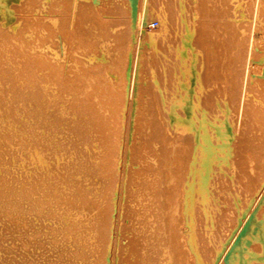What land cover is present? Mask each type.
Wrapping results in <instances>:
<instances>
[{"label":"rangeland","instance_id":"1","mask_svg":"<svg viewBox=\"0 0 264 264\" xmlns=\"http://www.w3.org/2000/svg\"><path fill=\"white\" fill-rule=\"evenodd\" d=\"M128 1L9 0L8 17L0 5V70L23 85L31 69L57 108L86 101L106 122L89 154L110 159L101 170L108 240L99 258L82 249L99 264H126L138 234L148 264H264V0H141L135 19ZM182 147L180 169L172 157ZM20 167L3 156L0 215L15 204L27 217L42 203L21 200ZM41 214L24 223L44 241L35 258L56 237L35 225ZM172 218L186 257L164 251Z\"/></svg>","mask_w":264,"mask_h":264},{"label":"bare ground","instance_id":"2","mask_svg":"<svg viewBox=\"0 0 264 264\" xmlns=\"http://www.w3.org/2000/svg\"><path fill=\"white\" fill-rule=\"evenodd\" d=\"M8 2L0 0V5H5L7 17L10 16ZM141 5L144 11L146 3L128 1L127 14L131 19L140 16ZM200 30L202 32L203 28ZM8 71L0 70V144L1 141L8 143L3 142L5 147H0V164L3 156L19 159L20 169L27 175L21 189V200L30 203L33 197L36 201L39 197L42 203L37 204L31 210L33 214L27 217L19 213L15 204L10 206L11 210L0 215V248L2 241L8 242L7 255L0 264H99L96 258L90 260V253L88 257L84 249H89L94 257L99 258L97 253L104 251L108 240L111 208L108 191L111 190V183L101 175V170L107 167L110 159L105 156L99 164L89 154L94 140L103 137L106 122L86 101L57 108L49 99L42 81L36 80L33 70L29 69L28 73L25 70L27 80L23 85L17 82V76ZM121 75L125 77L126 73ZM171 118L179 119L174 111ZM17 120L21 123L19 128L14 126ZM150 125L148 137L157 145L162 135L160 118H152ZM186 150L182 147L172 157L181 166L180 169L187 161ZM240 163L243 166L245 159L241 158ZM76 174L80 177V188L75 183ZM10 191L14 193L12 189ZM174 205L173 200L165 203L170 210ZM41 213L47 218L43 221L38 218L35 225L53 232L56 237L52 239L54 245L44 247L35 258L32 256L33 249H40L44 241L37 239V233H27L25 224L30 225L33 217L37 214L41 216ZM179 230L180 226L174 218L168 228L162 230L164 251L178 258L186 257V253L181 252L185 243ZM137 236L133 234L130 238V255L133 258L128 259L126 264H148L151 261L143 252L146 246L143 248ZM143 241L146 239L143 238ZM77 244L81 249L76 247Z\"/></svg>","mask_w":264,"mask_h":264}]
</instances>
